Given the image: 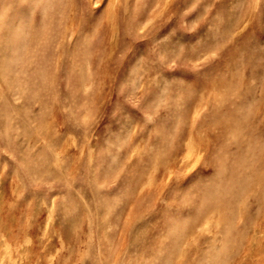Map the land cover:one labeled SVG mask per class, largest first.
I'll list each match as a JSON object with an SVG mask.
<instances>
[{"label":"rangeland","instance_id":"374dc122","mask_svg":"<svg viewBox=\"0 0 264 264\" xmlns=\"http://www.w3.org/2000/svg\"><path fill=\"white\" fill-rule=\"evenodd\" d=\"M0 264H264V0H0Z\"/></svg>","mask_w":264,"mask_h":264},{"label":"snow or ice","instance_id":"6c2138e0","mask_svg":"<svg viewBox=\"0 0 264 264\" xmlns=\"http://www.w3.org/2000/svg\"><path fill=\"white\" fill-rule=\"evenodd\" d=\"M163 120H164V117H161V120H160V121H158V123H162V122H163Z\"/></svg>","mask_w":264,"mask_h":264},{"label":"bare ground","instance_id":"6f19581e","mask_svg":"<svg viewBox=\"0 0 264 264\" xmlns=\"http://www.w3.org/2000/svg\"><path fill=\"white\" fill-rule=\"evenodd\" d=\"M171 172V171H170Z\"/></svg>","mask_w":264,"mask_h":264}]
</instances>
